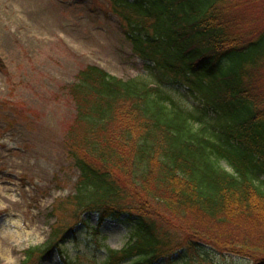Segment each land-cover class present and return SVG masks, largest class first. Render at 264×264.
<instances>
[{
    "label": "trees",
    "instance_id": "1",
    "mask_svg": "<svg viewBox=\"0 0 264 264\" xmlns=\"http://www.w3.org/2000/svg\"><path fill=\"white\" fill-rule=\"evenodd\" d=\"M106 1L150 78L86 64L65 85L75 116L62 145L78 177L74 192L52 206L47 241L24 249L20 264H41L51 249L62 254L86 213L97 214L96 228L123 216L131 223L128 241L109 249L104 264H173L175 251L196 254L199 243L250 251L264 264V26L243 14L250 0ZM173 87L188 93L193 109ZM165 212L193 229L187 218L198 215L243 232L197 241Z\"/></svg>",
    "mask_w": 264,
    "mask_h": 264
},
{
    "label": "rangeland",
    "instance_id": "2",
    "mask_svg": "<svg viewBox=\"0 0 264 264\" xmlns=\"http://www.w3.org/2000/svg\"><path fill=\"white\" fill-rule=\"evenodd\" d=\"M108 4L106 0H0V264H20L24 249L43 245L55 222L54 202L74 192L78 171L62 145L75 116L65 85L74 82L86 64L119 78H150ZM242 12L258 16L253 26H264V0H250L242 5ZM170 93L193 109V100L183 88L173 87ZM220 165L233 172L226 161ZM165 214L176 231L194 233L197 241L204 235L224 239L243 232L198 215L187 218L195 223L193 229ZM81 220L61 242L62 254L51 249L41 264H63L64 258L72 264H104L109 249H121L128 241L131 223L124 216L106 219L98 228L96 213H86ZM183 249L173 254V264H254L246 256L250 251L222 253L202 243L196 254L182 253Z\"/></svg>",
    "mask_w": 264,
    "mask_h": 264
}]
</instances>
